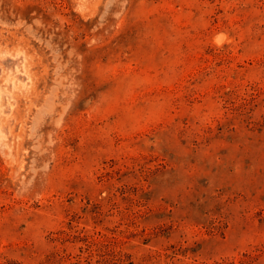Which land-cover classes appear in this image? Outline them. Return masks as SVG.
I'll list each match as a JSON object with an SVG mask.
<instances>
[{"label":"rangeland","instance_id":"1","mask_svg":"<svg viewBox=\"0 0 264 264\" xmlns=\"http://www.w3.org/2000/svg\"><path fill=\"white\" fill-rule=\"evenodd\" d=\"M0 89V264H264V0H0Z\"/></svg>","mask_w":264,"mask_h":264},{"label":"bare ground","instance_id":"2","mask_svg":"<svg viewBox=\"0 0 264 264\" xmlns=\"http://www.w3.org/2000/svg\"><path fill=\"white\" fill-rule=\"evenodd\" d=\"M19 50L16 51L14 54H12V56L14 58H18L19 57ZM6 51L2 52V55H6ZM12 60V59H11ZM18 62V60H17ZM18 70V69H17ZM16 72V70H15ZM6 81H10V83L16 87L18 86L20 89H24L26 87V83L25 82H21L19 81L18 77H16V74L13 73H8L6 76ZM13 100L11 99V95L7 92H5L4 90L0 89V119H3L2 117L6 116L9 114L12 106H13ZM1 124V121H0ZM7 133L6 131L3 129V127L0 125V149L2 151V153H4L6 156L10 157V158H14L13 157V153H12V147L7 139ZM14 160V159H13Z\"/></svg>","mask_w":264,"mask_h":264}]
</instances>
